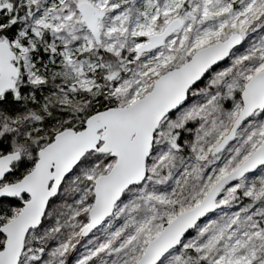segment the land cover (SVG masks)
<instances>
[{"label":"snow or ice","instance_id":"1","mask_svg":"<svg viewBox=\"0 0 264 264\" xmlns=\"http://www.w3.org/2000/svg\"><path fill=\"white\" fill-rule=\"evenodd\" d=\"M0 264H264V0H0Z\"/></svg>","mask_w":264,"mask_h":264}]
</instances>
